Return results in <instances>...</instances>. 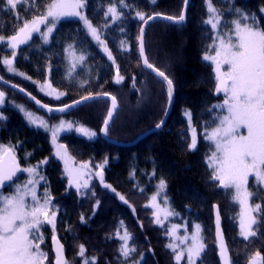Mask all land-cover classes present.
Instances as JSON below:
<instances>
[{
  "label": "trees",
  "instance_id": "obj_1",
  "mask_svg": "<svg viewBox=\"0 0 264 264\" xmlns=\"http://www.w3.org/2000/svg\"><path fill=\"white\" fill-rule=\"evenodd\" d=\"M112 2L87 0L85 14L112 52L115 64L102 53L81 21L66 19L59 22L47 43L36 35L18 50L15 68L24 74L21 78H13L6 72L2 59L10 56V52L4 46L0 47V73L7 81L27 89L49 105H65L90 94L115 96L118 111L108 134L112 139L130 142L155 127L163 119L167 108L165 86L144 71L138 59L137 35L141 22L135 18L134 11L139 10L147 15L162 13L178 16L183 10L184 0H156L154 4L151 0H128L129 4L135 5V9L131 13L125 10V14L115 23H112L110 16H105ZM212 4L225 14L224 19H230L234 18L235 13L229 12V9L238 8L259 15L258 10L264 7V0H212ZM36 8L40 13L44 11L42 0H36ZM36 8L31 6L29 0L28 5L19 4L16 9L10 10L6 0H0V34L5 37L12 35L24 20L38 14ZM207 15L205 0H191L185 25L158 22L147 30L146 55L151 63L173 80L176 90L172 114L162 131L131 148L110 145L100 137L95 141L75 134L60 138V143L66 146L76 162L88 164L90 173H93L92 180L88 189L81 192H94V196H81L69 186L64 169L54 156L50 133L29 127L21 113L14 108L3 109L6 119L0 120V143L18 145L21 158L29 156L32 164L47 161L44 171L49 182L43 188L47 189L53 197L52 203L60 209L56 234L65 246L70 264H82V258L77 254L81 244L86 249V256L97 258L96 264H120L118 248L122 242L115 234L119 231L123 235L125 228L132 236L129 244L136 247L134 258L139 259L143 255L139 264H176L174 254L166 247L171 242L166 230L174 218L161 227L154 223L152 207H146L151 204V197L157 194L161 179L166 182V188L159 190V193H164L171 211L177 214L174 220L184 224L191 232L196 230V224L203 230L207 245L202 260L197 264H220L214 223L217 206L232 264H249V257L256 252L264 256V214H256L259 220L254 227L259 228L257 236L244 240L238 222L239 205L225 194L232 190L217 187L218 181L210 178L212 170L206 164L211 144L204 139V130L206 125L212 123L217 111L209 109L223 100V96L214 91V67L210 61L203 59L211 42L210 33L201 23ZM261 24L264 25V17H261ZM122 40L126 41L130 50L120 46ZM70 50L86 56L88 73L80 80L74 75L68 76L66 60ZM117 66L124 77L119 84L115 82ZM46 81L64 93L61 102L55 103L37 93V84ZM81 81L87 83L82 87ZM0 88L6 93L7 101L13 98L36 111L25 98ZM108 108L109 102L98 101L65 118H76V122L99 132ZM185 110L191 112L192 126L197 129L195 150L186 147L190 143L191 131ZM56 118L59 117H51ZM21 163L24 165L23 160ZM97 164L104 165V183L111 185L115 193L95 177ZM250 191H257L253 182L250 183ZM116 193L128 203L120 200ZM97 200L100 202L98 208L94 207ZM253 202L261 203L264 209V193L260 194V198L254 195ZM81 216L84 223H81ZM121 221L123 228L120 227ZM45 230L47 232L46 227ZM46 237L49 263L52 264L54 256L50 230ZM179 264H186V259Z\"/></svg>",
  "mask_w": 264,
  "mask_h": 264
},
{
  "label": "snow or ice",
  "instance_id": "obj_2",
  "mask_svg": "<svg viewBox=\"0 0 264 264\" xmlns=\"http://www.w3.org/2000/svg\"><path fill=\"white\" fill-rule=\"evenodd\" d=\"M156 0H151L155 3ZM207 18L201 23L205 25V31L210 33V44L203 56L205 61H210L214 65L215 72V88L217 95L223 94L222 103L211 105L209 111L217 110L211 124L205 126L204 139L210 142V152L206 156V164L212 170L210 178L213 181H218L217 187L229 190L226 195L230 196L234 203L240 205V235L244 240H249L257 236L259 228H254L258 225L259 220L256 214H264L261 203H250L251 198L264 193V25L261 24V17H264V7L259 8L257 13H247L240 9H229V12H234V18L224 19V13L217 10L213 6L212 0H205ZM226 2V0H222ZM234 2V0H233ZM18 4H29V0H6V5L10 10L17 8ZM188 4V0H184V6ZM44 11L39 12L36 8V0H31V6L36 8L38 14H32L30 20H24L12 35L5 37L0 34V45L11 49L10 56L3 57L2 63L7 66L6 71L15 75L24 76L18 72L13 63L17 55L16 50L22 44H27L32 39L33 33H40L44 42H48L49 35L53 32L56 24L61 17H78L84 22L90 31L91 35L104 46V51L109 60L115 64V58L112 52L107 48L104 40L98 34V29L92 25L88 18L83 14L82 9L86 6V0H42ZM119 5V7L117 6ZM135 9V5L129 4L128 0H113L107 8L105 16L111 17L112 23L119 21L125 14V10L131 13ZM134 16L141 24L137 35V51L138 59L142 62L148 74L156 80L157 83L165 86V94L167 104L170 105L174 93V82L165 73V71L156 67L148 59L145 52V26L149 21H154L157 18L173 22L177 25L186 21L185 10H182L180 15L171 16L162 13H146L135 10ZM46 25V31L41 32L40 25ZM121 31L123 29L121 28ZM120 46L124 50H130L127 47L126 41H121ZM70 48L72 46H69ZM75 56V52L72 53ZM81 64L86 59L84 54H80L77 58ZM225 66H227L225 68ZM76 63L72 62L68 76L71 77L75 71ZM31 79L30 77H25ZM124 77L120 75L119 67L116 68L115 82L121 83ZM135 78H133L134 84ZM0 82L7 84L3 77H0ZM86 81H81L83 87ZM13 89L18 86L11 85ZM51 88V84H47ZM21 92L25 90L19 89ZM41 91H44V86H41ZM55 91L54 89L52 90ZM51 94V93H47ZM64 93H56V99H59ZM30 95V94H29ZM41 108L47 109L48 113L53 111L65 112L67 109L74 107L84 101L92 98L91 94L84 96L82 100H77L74 104H68L63 107L51 108L46 104H41L36 97H31ZM5 103V92L0 91V106ZM112 108L107 112V116L103 122L102 131L108 135L109 124L113 118V112L117 108V100L115 96L111 97ZM22 112L26 120L38 128H43L45 131L51 132L53 144L57 142V133L73 129L71 122L60 121L57 125H49V123L34 115L33 112L26 110L22 105H14ZM184 115L187 117L188 126L191 131L190 143L186 147L190 150H195L198 143L197 129L192 126V114L185 110ZM6 119L0 114V120ZM164 120H161L155 125L157 129L161 128ZM211 128V131L207 129ZM242 129L246 131H241ZM78 133L89 139L97 135L83 126L75 129ZM55 155L60 159L65 160V171L68 173L69 186L75 185L76 191L81 196L92 195L94 192H81V189H88L87 181L81 183L78 176H73L72 170L68 165V157L66 146L57 144ZM42 163H47L43 161ZM104 163H107L105 159ZM103 164L95 165L97 171L95 175L100 178V182L105 188L116 192L111 185L104 183L103 179ZM88 168V164L80 165V169ZM17 173H27L28 179L24 184H20L17 178L15 183L14 177ZM155 175V172H153ZM253 178V187L257 190L255 193L249 190V178ZM45 177L40 175L39 164L33 167H21L15 155L14 146H5L0 144V264H47L49 254L41 248L45 242L43 228L50 226L51 242L53 245L52 251L54 259L52 264H70L64 254V245L60 242L56 234L57 213L60 209L52 203L53 197L45 189L42 196H37V185ZM45 184L47 181L45 180ZM9 187L12 192L5 195L3 189ZM166 188V182L161 179L158 185V192L151 197L153 202L146 207H155L157 211L153 213L155 216L154 223L164 227V220L168 216L177 215L173 211L163 208L160 209L156 204L159 190ZM143 191V189H140ZM119 199L128 203L127 200L119 193H116ZM31 198L30 200L28 198ZM99 200L95 202L94 207H99ZM164 203L167 205V199L164 198ZM163 213V219L161 218ZM94 215V213H93ZM81 223H84V217H80ZM216 233L215 239L218 241L219 256L222 264H232L231 257L228 253L227 245L223 239V233L220 228V212L216 207ZM120 227L123 228V221L120 222ZM142 227V225H141ZM180 225L172 224L166 230V234L173 238L175 242H169L166 247L174 254L176 264L186 257V264H196V259L201 257L206 245L204 238L200 235V225H195V233L192 236L187 234L177 235ZM70 230V229H69ZM187 229L185 226V233ZM122 243L119 245L120 264H139L143 260L141 254L139 259H135V245H130L132 239L131 234L125 228L123 235L119 231L115 234ZM113 237H109L111 239ZM191 241V243H189ZM183 245V247H181ZM180 248V251L177 249ZM78 256L82 258V264H96V257L86 256V249L83 244L79 246ZM202 264V262H201ZM249 264H264V256L260 252H256L249 257Z\"/></svg>",
  "mask_w": 264,
  "mask_h": 264
},
{
  "label": "rangeland",
  "instance_id": "obj_3",
  "mask_svg": "<svg viewBox=\"0 0 264 264\" xmlns=\"http://www.w3.org/2000/svg\"><path fill=\"white\" fill-rule=\"evenodd\" d=\"M86 1H87V0H86ZM18 5H19V4H18ZM82 12H83V14L86 16V14H85V8L82 9ZM66 19L79 20V21H81V22L83 23V25H84V26L86 27V29L88 30V28H87V26L84 24V22H83L82 20H80L78 17H61V18L59 19V22H61V21H63V20H66ZM59 22L56 24V26L59 24ZM56 26H55V28H56ZM55 28H54V30H55ZM40 29H41V32H45V31H46V25H43V24L40 25ZM54 30H53V31H54ZM88 31H89V30H88ZM89 33H90V31H89ZM51 34H52V33H51ZM51 34L49 35L48 39L50 38ZM98 34H99V33H98ZM36 35L42 37L40 33H33V34H32V38H33L34 36H36ZM99 35H100V34H99ZM100 37H102V36H100ZM42 39H43V38H42ZM94 39H95V38H94ZM30 41H31V40H29L28 43H29ZM95 41H96V44H99V42H98L96 39H95ZM24 45H26V44H22V45H20L19 48L16 50V52H18V50H19L21 47H23ZM99 45H100V49L105 53V51H104V46L101 45V44H99ZM2 46H4V45H0V47H2ZM4 48H5L6 50H8V51L11 53V51H12L11 49L6 48L5 46H4ZM73 52H75V51L70 50V51L68 52L67 60H66V61H67V67H68V71H69L70 66H71V63H72V62H75V63H76V68H75V71L72 73V75H74L76 78H78V79L80 80V79L84 78V75H85L86 73H88V72H87V65H86V63H87V59H85V61L83 62V64H81V63L79 62V60L77 59V58L79 57L80 54L75 52V56H73V55H72ZM105 54H106V53H105ZM106 55H107V54H106ZM8 57L11 58V56H8ZM15 58H16V57H15ZM2 64H3V63H2ZM4 67H5V70H6V67H7V66L4 65ZM13 67L15 68V60H14V63H13ZM213 67H214V65H213ZM226 67H227V66H225V68H226ZM15 69H16V68H15ZM6 72H7V71H6ZM8 74L11 75L13 78H15V77L21 78L20 75H15L14 73H10V72H8ZM48 83H50V82H49V81H46L44 84H37V88H36V89H37V93L40 94L41 96L45 97L46 99L49 98L51 101H55V103H56V102H61V101L63 100V98H64V94H63L59 99H56V93H61V92H60L59 90L55 89V88L52 86L51 83H50V84H51V88H48V87H47V84H48ZM42 85L44 86V91H41V86H42ZM19 86H20V85H19ZM22 88H23V87H22ZM53 89L55 90L54 92L52 91ZM26 90H27V89H26ZM47 93H51V94H47ZM220 95L223 96L222 93H221ZM14 105H22L26 110L33 112L35 116H37V117H41V118L45 119V120L49 123L50 126H51V125H57V124H59L61 120L65 121L66 123H67V122H71V123L73 124V129H72L71 131L64 130V131H61V132L57 133V142H56V144H53L52 139H51V137H50V142H51V145L53 146V153H54V156H55V158L61 163V165H62V167H63V169H64V172H65V176H66V178H67V180H68V184H69V179H70V177H69L68 173L65 171V160L60 159L59 157H57V156L55 155L56 150H57V144H62V143H60V138L63 137V136H66V135L75 134V135H78V136H82V137H84V138H86V139H88V140L95 141L97 138L100 137V136H99V132H100V129H101L102 126L100 127L99 132H96V130H92V129L89 128L88 126L76 122V118H65V116H60L59 118L51 119V118L47 117L45 114H43V113L41 114V112L38 113V112H36V111H34V110L28 108L26 105H24V104H20L17 100H13V98H12L11 100H9V101L6 100V102L4 103V105L0 108V114H2V115L4 116V114L2 113V111H3V109H4L5 107H8V108H14L17 112L21 113V115L24 117V119H25V121H26V124H27L29 127L33 128V129H37V130L45 131L43 128H38V127H36V126H34V125H31V124L26 120L24 114H23L22 112H20V111L18 110V108H16ZM51 106H54V105H51ZM60 106H62V105H60ZM106 116H107V115H106ZM57 117H58V116H57ZM102 125H103V124H102ZM79 126H83V127L87 128V129H89V130H91V131H94V132L97 133V135H96L95 137L89 139L88 137L83 136L82 134H80V133H78L77 131H75V129H76L77 127H79ZM210 131H211V130H210ZM241 131L243 132V131H246V130L242 129ZM45 132L50 133V136H51V132H49V131H45ZM0 144H3V143H0ZM3 145H5V144H3ZM5 146H9V145H5ZM12 146H14L15 153L19 156V158H20L21 160L24 161V165H22L23 167H33V166H36V165H37V164H32V163L29 161V156H23V158H21V156H20L19 153H18V149H19V146H18V145H12ZM67 154H68V157L71 158V159L68 160V165H67V167H68L70 170H72V172H73V176H78L79 179H80V181H81V183H83L84 181H87L88 186H89V185H90V181L92 180L91 175L93 174V173H90V168L88 167L87 169L81 170V169H80V165H82V164H81V163L79 164L78 162H76V160H75V159L69 154V151H68V150H67ZM46 166H47V163H39V172H40V175H41V176L45 177V180H46L47 183H48L49 180L47 179V176H46L45 171H44L45 168H46ZM94 174H95V173H94ZM95 177L98 178V179H100L97 175H95ZM28 178H29V177H28V174H27V173H21L20 177L18 178L19 183H20V184H24ZM45 180H41V181L38 183V185H37V196H38V197L42 196L43 193H44V191H45L44 188H43V186L45 185ZM15 182H16V181H15ZM15 182H14V183H15ZM251 182H253V178H252V177L249 178V184H248L249 190H250V183H251ZM71 188H73V189L76 190L75 185H72ZM84 190H85V189H83V188L81 189V191H84ZM230 190H231V189H230ZM3 192H4L5 195H9V194L12 192V189H11V188H8V189L4 190ZM164 198H166V197L164 196V193H161V194L159 193V195L157 196L156 204L158 205V207H159L160 209L167 208V209L171 210V209H170V206H169V203H168V200H167V205H165V203H164ZM28 199L30 200L31 198L29 197ZM152 203H153V202H151V204H152ZM250 203H253V204H254V202H253V197L251 198ZM238 205H239V204H238ZM239 208H240V205H239ZM152 209H153L154 213L157 211V208H155V207H152ZM240 212H241V208H240ZM253 215H256V213H253ZM161 218L163 219V213H161ZM171 218H174V219H175V216H174V215H172V216H168L167 219L164 220V223H165V222H166V223H167V222H170V219H171ZM154 219H155V216H154ZM174 219H173L174 222L172 221V222H170L168 225H169V228L171 227L172 224H177V225H180V226H181L180 229H179V231H178V233H177V235L183 236V235L187 234V235H189V236H192V235L195 233L196 230H195L194 232H191V231H189L187 228H186L187 231H186V233H185V225H184V224L177 223ZM240 219H241V216L239 215V219H238V222H239V228H240ZM45 227H46V229H47V232H46V230H45ZM45 227L43 228V233H44V236H45V242H44V244L41 245V248H42L43 250L47 251L48 254H49V251L46 249V247H47V237H46V235H47V233H48L49 230L51 231V228H50V226H45ZM254 227H255V226H254ZM49 228H50V229H49ZM48 229H49V230H48ZM200 235L204 238V243H205V236H204V233H203L202 228H201V231H200ZM171 242H175V243H177V244L180 243L179 241H173V238H172V237H171ZM189 243H191V241H189ZM205 245H207V244H205ZM181 247H183V245H181ZM205 249H206V248H205ZM177 251H180V248H178ZM204 252H205V250H204ZM204 252H203V253H204ZM203 253H201V257H200V258L196 259V264H197L198 262H200V260H202ZM49 257H50V256H49ZM184 259H186V257H185ZM47 264H50V263H49V258H48V262H47Z\"/></svg>",
  "mask_w": 264,
  "mask_h": 264
},
{
  "label": "water",
  "instance_id": "obj_4",
  "mask_svg": "<svg viewBox=\"0 0 264 264\" xmlns=\"http://www.w3.org/2000/svg\"><path fill=\"white\" fill-rule=\"evenodd\" d=\"M190 5H191V0H188V4H187V6H186V9H185V6L183 7V10H185L186 21H185L184 23H182V24H179V25H185V24L187 23L188 12H189ZM158 22H164V23H167V24H171V25L179 26V25H177V24H175V23H173V22H170V21L164 20L163 18H157V19L154 20V21H149L148 25L145 26L144 39H146V33H147L148 28H149L151 25L156 24V23H158ZM145 52H146V48H145ZM141 66H142V69L148 73V71L145 70V68H144V66H143V64H142V62H141ZM0 77H2V76H1V73H0ZM3 79H4V78H3ZM4 81H7V80L4 79ZM7 82H8L7 84H4L3 82H0V85L3 86L4 88L9 89L10 91H13L14 93L20 95L21 97L25 98L29 103H31V104L34 106V108H35L37 111L42 112L43 114H45V115H46L47 117H49V118H51V117H53V116H58V117H60V116H68V115H70L71 113H73L74 111H76V110H78V109H80V108H82V107H84V106H86V105H90V104L95 103V102H98V101H107V102H109V108H108V111L111 110V108H112V105H111V97H112V95H110V94H97V95H91V96H92L91 99H89V100H87V101H84V102H82V103H80V104H78V105H75L74 107L67 109V110H66L65 112H63V113H61V112H57V111H53L52 113H48V112H47V109L41 108L39 105H37V104L35 103V101L31 98L32 96H34L32 93H30V92H29L28 90H26L25 88H23L25 91H24V92H21L19 89L22 88V87L19 86V85H17V86H18L17 88L13 89V88L11 87V85H13V84H15V83H12V82H10V81H7ZM15 85H16V84H15ZM0 91H2V90L0 89ZM29 94H30V95H29ZM34 97H36V96H34ZM5 98H6V96H5ZM82 98H83V97H82ZM82 98H79V99H77V100H82ZM36 99L39 100V101L41 102V104H46V103H44L43 101H41L40 99H38L37 97H36ZM77 100H75V101H77ZM116 100H117V99H116ZM75 101H72V102H70V103H68V104H74ZM175 101H176V90H175V87H174V93H173V97H172V102H171L170 105L167 104V108H166V111H165V115H164V117H163V119H162V120H164V124H163V126H162L161 128H159V129H157L156 127H153V128H151V129H149V130H147V131L141 133L140 135H138L133 141H130V142H123V141H118V140H115V139L110 138V137H109V134H108V135H105V134L103 133V131H102V128H103V125H102V127H101V129H100V132H99L100 138H101L103 141H105L106 143H108V144H110V145H113V146H116V147H120V148H131V147H135V146H137L138 144H140L142 141H144L146 138H148V137H150L151 135H154V134H156V133L162 131V130L165 128V126H166V124H167V122H168V119H169L170 115L172 114V111H173V108H174V105H175ZM68 104H65V105H68ZM46 105H48L49 107H51V108H53V109L58 108V107H63V106H65V105H62V106H51V105H49V104H46ZM2 106H3V105H2ZM2 106H0V108H1ZM117 111H118V101H117V108H116L115 111L113 112V118H112V121H111L110 124H109V129H110L112 123H113V120H114V118H115V116H116V114H117ZM108 133H109V131H108ZM15 155H16V154H15ZM16 157H17V160L19 161V164H20L21 167H22V164H21V161H20L19 157H18L17 155H16ZM20 174H21V173H17V177H18ZM17 177H14L13 182H11V183H14V182L16 181ZM8 188H9V187H5V188L3 189V191L6 190V189H8ZM214 218H216V211H215V216H214ZM214 223H215V220H214ZM220 228H221L222 233H223V239H224V241H225V243H226V245H227V248H228L227 240H226V237H225L224 231H223V229H222V217H221V215H220ZM215 233H216V223H215ZM59 239H60V238H59ZM215 240H216V239H215ZM60 242L62 243L61 240H60ZM216 244H217V250H218V258H219V262H220V264H222V261H221L220 256H219V247H218V241H217V240H216ZM63 245H64V244H63ZM52 248H53V245H52V242H51V249H52ZM52 253H53V251H52ZM228 253H229V255H230L229 248H228ZM64 254H65V257H66V259H67V254H66L65 246H64ZM53 256H54V253H53ZM230 257H231V255H230Z\"/></svg>",
  "mask_w": 264,
  "mask_h": 264
},
{
  "label": "flooded vegetation",
  "instance_id": "obj_5",
  "mask_svg": "<svg viewBox=\"0 0 264 264\" xmlns=\"http://www.w3.org/2000/svg\"><path fill=\"white\" fill-rule=\"evenodd\" d=\"M101 39L103 40V38L101 37ZM98 45V47H99V49H100V45L99 44H97ZM101 50V49H100ZM102 51V50H101ZM102 53H103V51H102Z\"/></svg>",
  "mask_w": 264,
  "mask_h": 264
}]
</instances>
